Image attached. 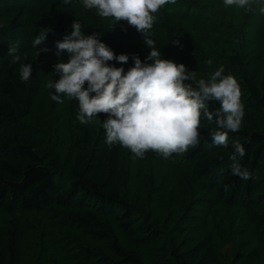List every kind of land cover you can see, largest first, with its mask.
<instances>
[{"label":"rangeland","instance_id":"obj_1","mask_svg":"<svg viewBox=\"0 0 264 264\" xmlns=\"http://www.w3.org/2000/svg\"><path fill=\"white\" fill-rule=\"evenodd\" d=\"M54 2L0 0V81L5 77L6 69L13 64L7 54L9 48L16 46V54L21 57L18 63L27 59L30 52L33 54L32 32L49 28L59 15ZM174 4H178V12H186L190 8L203 16L180 18L161 11L164 25L152 30L148 36L154 41V47L159 50L162 43L170 44L172 60L193 71L196 81H207L211 73L223 66L222 75L233 76L239 85L245 113L240 128L263 130L264 112L252 106L250 91H259L264 73V17L260 18L264 14L261 11L264 0H251L247 8L225 6L223 0H176ZM92 11L98 14L96 9ZM99 17L114 20L112 17ZM44 19L50 24H44ZM138 37L139 45L133 46V50L143 61L149 49L144 45V36ZM60 39L62 37L52 31L38 46L46 47L52 55L40 75L37 96L24 120L29 128L37 131L40 141L52 145L63 163L69 161L74 165L88 157L95 160L103 147L104 164L108 161L106 164L116 170L117 182L123 184V188L132 187L133 205L140 209L141 214L146 208L138 199L148 193L144 200L150 206L144 212L146 216L151 215L150 220L157 222L154 225L161 231L159 238L148 247L137 245L116 231L115 222L109 215H103L104 225L113 228L111 238L123 248L139 254L143 264H152V260L160 255L170 257L172 252L181 256L180 260H173V264H180L182 260L198 264L202 258L205 263L214 259L217 264H264V184L259 186L253 200H245L239 206H228L215 193H201L191 184V168L181 157L164 159L149 150L143 158H137L119 144H106L101 121L107 114L98 113L88 124L82 125L76 119L79 108L75 99H69L62 93V102L50 99L54 90L46 85L59 79L58 74L52 71L53 65L67 58L64 52L56 56L54 42ZM208 60L212 61L210 65L206 63ZM18 63H15L17 67ZM7 126L11 124L3 120L0 130ZM79 128L89 135V147L85 149L74 143V130ZM134 175L135 183L132 181ZM139 190L140 193L137 192ZM196 204L198 208L194 209ZM65 210L51 207L41 215L17 212L25 227L20 264H102L104 255L114 260L111 264H124L110 248L111 239L103 243L89 242L82 236V227L64 216ZM180 217L184 222L178 221ZM3 220L4 214L0 210V224ZM186 223H189L190 230L180 236L186 229ZM79 244L88 245L97 253L82 258ZM96 254L98 258L94 259Z\"/></svg>","mask_w":264,"mask_h":264},{"label":"trees","instance_id":"obj_2","mask_svg":"<svg viewBox=\"0 0 264 264\" xmlns=\"http://www.w3.org/2000/svg\"><path fill=\"white\" fill-rule=\"evenodd\" d=\"M54 4L59 15L49 26L50 32L46 39L52 31L63 37L66 32L71 31L72 21L78 20L85 34H99V38L115 55L128 54L129 60L123 67L131 66V55L138 56L133 46L139 45L137 36H143L134 27L127 25L125 21L102 20L92 9H83L79 0H72L69 5H65L63 0H55ZM177 7L178 4H165L154 13L155 20L148 36L152 30H158L160 25H164L161 11L168 15L176 14L180 18L203 16L190 8L186 12H178ZM263 17L264 14L260 16ZM43 21L44 24H50L46 19ZM43 28L34 30L32 36L35 37ZM159 49L162 58L172 60L173 49L170 44L162 43ZM51 55V51H44L43 55L35 58L30 52L27 59L21 61L31 63L33 68L32 78L28 82L19 79L15 63L6 69L5 77L0 81V124L3 120L11 124L10 127L0 130V210L4 214V220L0 224V264H20L21 261L25 227L17 212L41 215L51 207L66 209L64 216L82 227V236L89 242L103 243L111 239L110 248L115 257L124 264H143L139 254L123 248L111 238L113 228L104 225L101 216L109 215L115 222L116 231L129 237L135 244L148 247L161 234L160 229L156 227L157 222L150 220L151 215L146 216L144 212L150 206L147 200H144V197L147 199L148 193L140 195L138 199L146 208L141 214L140 209L133 205L132 187L129 185L123 188V184L117 182L116 170L110 164H106L108 161L104 164L103 147L98 151L99 154L97 152L95 160L88 157L74 165L69 161L63 163L60 154L53 150L52 145L40 141L37 131L25 123L24 118L37 96L40 75L47 68ZM63 61L66 62L67 58ZM110 63L121 66L115 60ZM196 82L192 79L189 83L196 87ZM250 93L253 98L252 106L264 112V73L259 91ZM218 107V102L213 101L209 104V111L212 112ZM214 129L215 118L210 122L201 116L197 144L185 152L173 153L169 158H182L186 166L191 168L189 176L191 184L201 193H215L228 206H239L244 204L245 200H253L252 197L259 186L264 184V129L258 131L242 127L235 132L229 131L227 147L213 145L209 133ZM88 136L81 128L74 130L75 145L84 149L89 147ZM233 141H238L244 148V156L242 158L237 156L236 161L242 171H247V179L232 174ZM133 178L134 182L135 175ZM137 192L140 193L141 190ZM193 208H198V205ZM178 221L184 222L182 217ZM186 224V229L182 230L180 236L188 234L190 225ZM78 247L82 258L88 255L92 257L93 253H97L88 245ZM93 258H98V255H94ZM176 258L180 260L181 256L172 252L170 257L160 255L154 258L152 264H173ZM113 261L111 257L105 255L101 260L102 264H111ZM180 264L188 263L182 260ZM198 264L217 262L210 259L205 263L202 258Z\"/></svg>","mask_w":264,"mask_h":264},{"label":"clouds","instance_id":"obj_3","mask_svg":"<svg viewBox=\"0 0 264 264\" xmlns=\"http://www.w3.org/2000/svg\"><path fill=\"white\" fill-rule=\"evenodd\" d=\"M72 0H63L69 5ZM83 9H96L102 17H112L125 21L144 36V45L149 49L142 61L131 55L132 64L125 70L128 54L115 55L113 50L100 38L99 34H85L82 24L73 20L70 32L54 42L56 56L61 52L67 61H57L52 68L59 79L46 85L53 89L50 99L62 102L60 94L78 102L76 119L80 124H88L98 113H105L101 121L105 130L106 144H119L127 148L137 158L152 150L167 159L173 153H181L197 144L201 116L208 121L215 118L216 129L210 131L213 145L227 147L228 132H235L241 126L244 107L240 101V89L231 75L223 76V66L211 73L205 81L200 79L193 87L190 81L194 72L182 63L164 59L154 41L148 38L153 27L154 13L165 4L176 0H79ZM251 0H223L225 6L247 8ZM264 12V8H261ZM50 28L39 31L32 40L33 55L37 58ZM174 44L178 41H173ZM16 46L8 49L13 63L21 57L16 54ZM115 60L120 67L108 62ZM149 61H151L149 63ZM206 63H212L208 60ZM31 63H18L19 79L28 82L32 78ZM85 84L87 86H85ZM219 107L209 111L211 102ZM234 150L231 171L242 179L248 178L242 171L236 157L244 156V148L233 141Z\"/></svg>","mask_w":264,"mask_h":264}]
</instances>
